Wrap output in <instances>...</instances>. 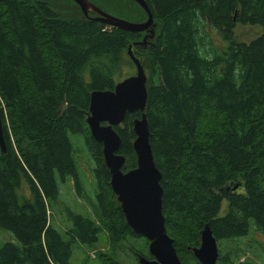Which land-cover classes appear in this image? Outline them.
<instances>
[{
    "label": "trees",
    "instance_id": "obj_1",
    "mask_svg": "<svg viewBox=\"0 0 264 264\" xmlns=\"http://www.w3.org/2000/svg\"><path fill=\"white\" fill-rule=\"evenodd\" d=\"M62 1L71 6L0 0V229L17 241L0 245V264H70L74 243L95 244L102 229L112 245H148L127 226L102 146L86 124L90 94L113 90L121 65L131 64L128 45L146 34L81 18L71 0ZM89 1L130 22L147 18L131 0ZM145 2L155 33L133 50L147 79L145 116L166 232L182 264H200L192 250L207 226L219 248L216 264H235L239 249L222 251V244L246 237L251 224L264 231V0ZM238 24L261 33L239 42ZM139 116L127 114L114 128L123 172L136 167L132 121ZM70 135L82 138L93 161L95 203L92 214L66 209L63 239L50 212L59 184L70 178L78 197L83 188ZM146 245L130 248L136 260L150 259Z\"/></svg>",
    "mask_w": 264,
    "mask_h": 264
},
{
    "label": "water",
    "instance_id": "obj_2",
    "mask_svg": "<svg viewBox=\"0 0 264 264\" xmlns=\"http://www.w3.org/2000/svg\"><path fill=\"white\" fill-rule=\"evenodd\" d=\"M71 1L81 11L83 18L122 31L146 34L140 42L130 44L126 49L127 58L134 66V74L116 83L112 91H93L90 94L86 124L91 138L102 146L104 164L110 177V189L116 196L127 226L148 242L147 254L150 259L138 255V263L182 264L164 226L161 174L153 162L145 116L147 79L141 59L133 50V46H146L147 40L154 37L152 13L145 0H131L147 15L144 22L134 23L108 14L89 0ZM132 113L140 114L139 118L132 121L135 136L132 147L136 154V167L123 172L125 158L117 154L120 138L114 128L123 123L127 114ZM0 152H6L1 106ZM192 253L200 264H216L217 241L207 226L201 232L199 247L194 248Z\"/></svg>",
    "mask_w": 264,
    "mask_h": 264
},
{
    "label": "rangeland",
    "instance_id": "obj_3",
    "mask_svg": "<svg viewBox=\"0 0 264 264\" xmlns=\"http://www.w3.org/2000/svg\"><path fill=\"white\" fill-rule=\"evenodd\" d=\"M54 1L55 3L64 5L66 8L71 6V4L68 2L64 3L62 0ZM260 33L261 28L259 26H243L238 24L234 30V37L239 42L249 43L258 37ZM147 42H149V40H147ZM214 44L216 46L215 41ZM221 45L226 46L224 43H221ZM124 56L128 60L127 55L125 54ZM119 72V75L116 77V83L133 75L134 66L128 62H124L119 68ZM86 78H88V76ZM69 138L74 146L73 158L78 170V179L83 188L80 191V195L82 196L78 197L70 178L67 179L65 183L59 184L58 200L54 208H50V212L52 224L63 239H67L68 237L65 232V228L67 227V222L65 220L66 209L81 214H85L88 211L92 214V207L95 203L93 161L83 145L81 137L70 135ZM226 210V201H224L221 205L219 216H223ZM8 241L17 244L12 233L0 229V245ZM145 245L146 242L144 240L139 242L136 240H129V242L126 243L122 242V244L112 245L107 232L102 229L98 234V241L95 244L83 245L77 241L74 243L70 264H106L110 263V261L116 264H139L134 253H131L130 248L134 250H145ZM222 245V251H225L227 247H229L228 250H231L230 247L239 249L238 254L240 257L235 264L243 261L244 263L252 262L253 264H264V231L253 229L252 224L246 237L241 238L234 244L223 243ZM240 250L242 253H240Z\"/></svg>",
    "mask_w": 264,
    "mask_h": 264
},
{
    "label": "bare ground",
    "instance_id": "obj_4",
    "mask_svg": "<svg viewBox=\"0 0 264 264\" xmlns=\"http://www.w3.org/2000/svg\"><path fill=\"white\" fill-rule=\"evenodd\" d=\"M77 7V6H76ZM78 8V7H77ZM79 10V9H78ZM80 11V10H79ZM81 12V11H80ZM82 14V13H81ZM81 18H83V17H81Z\"/></svg>",
    "mask_w": 264,
    "mask_h": 264
}]
</instances>
